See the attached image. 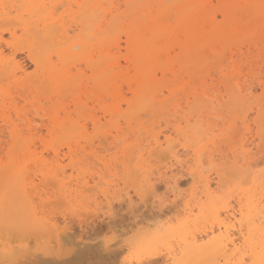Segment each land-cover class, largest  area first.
Instances as JSON below:
<instances>
[{
    "label": "rangeland",
    "instance_id": "1",
    "mask_svg": "<svg viewBox=\"0 0 264 264\" xmlns=\"http://www.w3.org/2000/svg\"><path fill=\"white\" fill-rule=\"evenodd\" d=\"M5 1V6H7V9L10 11L8 14H4L2 8H0V36H3V40H0V63L5 65V69L9 68V70L15 68L20 64L24 67V72L18 73L15 78L9 77V79H5L0 82V87L3 88L4 91H7L6 95H8L6 97V100H3L0 97V102L3 106L2 107L0 103V162L8 161L10 157V149L14 145V139L10 133V128L6 124V117L7 119H11L18 124V129L26 139V143H28V145L32 148L31 150L35 152L38 157L47 160L48 164L44 165V167L50 168L57 164L54 153V148H57L61 154L59 156L60 161H62L61 164H64L63 166H65V173H60V176L58 177L59 182L56 183L58 184V186L56 184L50 185L45 182L42 179L41 173H39V171H36L35 165L33 163L31 164L30 170H28V172L31 179H36L34 180V182L38 184V191H40L42 197L47 200L45 204L46 210L56 215L58 212L57 218L61 219L60 222L63 221L62 216L64 214L66 215V213H68L71 209H76L78 212L88 209L95 213H99V216L97 215L93 218L94 220L97 218V220L92 222V219H90L89 221L82 223L83 228L80 227L79 222H77L78 220L74 221L75 219H73V221L71 222L73 224H70L74 226L76 230L78 229L77 231L81 232V230H84L82 231V233H88L87 236H89L90 240H94V243L98 241L97 243L101 242L100 244H104L102 245V247L104 246L103 248L107 249L112 247L114 244L116 245L117 243H119L117 244V247L114 245V248L112 247L111 249L118 248V250L122 251V259H125V264H139L137 262L138 259H144L145 261H147L148 258L154 256V254L155 258L158 257L159 259L157 264H175L174 259L170 255H168V249L167 246H165V241L159 243L158 245H153L151 248L147 244L148 236L159 231V227L157 228L159 224L160 226H165L164 222H167H165L166 227L163 228L161 226L164 230L169 226L175 225L176 218L185 216L184 211L187 210V204L191 203L196 205L200 197L203 196L202 190L204 189L203 185L206 178L210 179L211 182H213V187H211V189L213 188V190L211 191L215 193V201H219V207L224 200H226V204L231 202V205L233 204L234 206H236L237 203L235 201V197H237L238 194H241V190L247 186H245V183L247 184L249 183V181L251 182L253 176L256 174L261 176L260 178H264V0H262L260 6L261 9L263 8L261 10V16L254 15V12H252L250 6H247L248 9H245L241 14L243 16L242 18L245 17L244 23H240L236 27H233V25H228V28H224L226 32L228 31L227 34H231L233 32V29H231L232 32H230L231 27L234 29H238L239 31L242 30V32L240 31L241 35H237V39H240L239 41L236 39V36L233 35V37L235 36V40L233 42L229 40L231 44L227 40L228 38H226L225 42L217 40V44L215 43L216 41L212 43V50L210 49V51H214V55L216 56L215 58L219 59H217V61H215L213 65H209L213 61L211 52L206 53V56L209 53L208 57L210 59V61L208 59L209 62L206 61V59L204 60L207 64L203 61H200L201 64L198 63V66L196 65V67L195 65H191L187 66L186 69H183L182 65L179 62H175V66L174 64L171 65L169 69L170 72H168L171 75V77H169V81L166 80L168 79V77L166 76H169V74L167 73L166 76H163L161 67H156L157 72H160V74L159 72L157 73V77H159L158 79H162V81L164 82L161 84L159 90L157 91L159 92L164 89L159 93L158 98L165 99L169 97L167 98L169 101L172 98V104H170L171 102L167 101V104L165 102L163 106L157 104V108L155 111L151 109H142L134 115H130V112H126V110L128 109L126 101L133 97L132 88L136 87V83L133 78L136 76H134V74H137L134 72L138 67L137 65L136 67L134 65L137 64L135 61V54L134 51L130 48L132 43L131 31L132 29H135V27L132 26H134L135 23L137 25V22L145 19V12L150 13V11L152 10L153 13H156V10L158 8V0H134L133 3L128 2V0H102L104 10L101 9V14L100 12H98L95 16L96 18L97 16H100L98 17L99 20L97 21L102 22V30H105V32L98 34L97 39L106 36L111 37L115 34L117 36H114L115 39H113L116 44L112 45V47L110 44H113L114 42H111L106 48H104L105 50H103L106 53L108 50L111 51V49L115 48L114 46H117L115 51L118 53H116L114 50L111 51L112 56L115 58H112L111 61L112 64L115 63V66L117 67L116 70L121 72L120 76H125L116 77V88L117 90H119L118 100L122 99L123 103L122 110L124 111V113L122 115L112 114L109 111L110 108H107L106 105L112 107L113 104L117 103V100L115 99L116 97L112 95L110 97V95H108L107 92L103 91L101 87L97 88L98 84L94 71L93 69H90L92 67L89 66L90 64H87L88 60L85 59L84 56L79 57L77 60L75 59L76 61H73L67 67L70 68V66H72L70 70H72L73 75L82 76L83 74L81 78L78 77L79 83L77 84V91H75L76 93L72 92V94L70 92H67L66 90H63L60 93H56L55 88L48 89V91H42L41 83L36 81L37 79L43 80L46 78L45 76H43V70L40 67H37V64L34 62V59L38 57L37 55H39V53H43V55H45L48 51L47 56H50L52 58V61L57 64V69H61L63 67V61L58 55L57 48L68 46L69 44H72L74 40L81 43L96 42V40H93L94 38L89 35L91 27L87 25V22L89 19L88 17L90 16L80 15L77 20H74L72 19V16H69L68 18V15L70 13H74L79 9L77 5L72 6L73 10L71 11L66 10L68 8L67 5L62 7H60L61 5L57 6V8L55 9V11L57 12L56 17L64 18V16L67 15L64 18L65 20L63 19L64 24L67 22L65 26L68 27V29L70 28V36H72L73 38L69 41H64L59 37L58 34L60 33H57L59 31L56 32V30H51L48 28L47 31H49V37H45V39L44 35H41L43 31L40 30V35L43 38L42 43V39L36 37L35 33L37 31L40 32L37 28H43V23H41L40 26L36 28L37 31L34 29L35 23L36 21H38L41 14L38 13V11L35 12L34 10L25 11V9L27 8L25 0H4V2ZM48 1H51V3L56 2V0ZM78 1L80 3L84 0ZM107 1L109 2V4L107 3ZM148 1H150V7H148L149 10L147 9V7L146 9H144L142 6V4H148ZM159 1H164L169 5H172L173 3L172 0ZM206 1L210 2L211 0ZM111 2L113 3V5L111 4ZM136 2H139V5L136 6ZM208 2H206V6ZM20 3L23 5H20ZM208 4H210L208 5V7L210 8V14L212 13L213 15L217 16L215 17V22L222 23L225 19L223 16V8L225 7L222 5L221 0H214ZM212 4L215 6L211 8ZM18 5L20 6L18 7ZM110 5H112L111 8ZM216 5H220L221 9ZM11 6H14L12 7V13ZM49 7L51 10L53 9L51 5ZM14 8L15 10H13ZM84 8H86V6H84L82 10H84ZM215 8L220 10L221 12L215 10ZM112 10L114 13H112ZM173 10L175 12V9ZM116 13L120 15L113 16ZM104 16H106V19H104ZM148 16L150 17L151 14H149ZM138 17L139 21H136ZM175 17V13H172L171 18H169L168 21H165V23H169V26L173 25V18ZM116 18L119 21H117ZM81 19L83 20V22L81 21ZM171 20L172 22H170ZM7 21H16V24L14 25L10 22L7 23ZM24 21L31 22V26L33 27H31L30 30H26L23 24ZM17 22L19 24L22 23V26L21 24L17 25ZM116 23L117 25H115ZM241 24H243V28H241ZM114 27H116V29H114ZM120 29L122 32H119ZM126 31L129 32L127 33ZM179 35L184 39V34L182 32H180ZM147 36H152V34L150 32H147ZM182 38L180 37L181 40H183ZM48 41L50 42L49 47L54 48L53 50H51L50 48L45 50L44 46L49 44ZM41 43L43 45L40 46L39 44ZM126 44L127 46H125ZM173 44L174 46H172ZM173 44H170L171 47L167 48V52L165 51V56L170 58L175 57V55L180 52V42H173ZM224 46L228 47V49H224ZM129 48L131 52L130 50H128ZM171 48L174 50V53L172 52ZM100 49L101 48H99V46H95V48L93 47V49H91L93 55H96V58H98L101 54L102 49ZM169 49L171 52L169 51ZM75 50H81V47H77ZM223 50L224 54L222 53ZM220 54L224 57L222 58ZM224 59L226 60L224 61ZM115 60L118 61L116 62ZM118 62H120V66H118ZM123 65L125 67L124 69H122ZM179 65L180 67H178ZM179 68L183 69V73L181 70H179ZM192 71L194 72V74L192 73ZM196 71L198 72V74ZM174 72L176 73V76ZM32 73L34 74L33 80L30 79L31 77H33V75H31ZM172 75L174 77H172ZM206 75L207 78L205 77V79L207 81L204 79L206 82L205 83L203 78ZM228 75L233 76V79L230 80V76L227 77ZM29 76L30 78H28ZM164 78L168 84H172V86H170L171 88L167 85V83H165L166 81L164 80ZM124 79H128V82H125ZM190 80H194V82H191ZM199 81L201 82V84L203 83L204 86L199 84ZM231 83L232 85L234 83L237 95H240L241 98H244L245 96V98L247 99L246 102H240L242 101L240 97V101L237 98L235 99V96L232 94L233 90L231 91L232 85L229 86ZM184 87L187 88L185 89ZM176 91L178 93H182H179L177 95ZM195 91L196 93H193ZM197 91H199V94L201 93V96L197 94ZM205 91H207V93H203ZM157 92L156 94H158ZM87 93H89L90 95H87ZM71 94L74 97H72ZM50 95H52V99L51 97H48ZM69 95H71L69 98L66 97ZM60 97H63V99ZM104 97H106L107 100ZM107 97H110V100ZM195 98L198 100H196ZM56 101H58V104L56 103ZM103 101L104 103H102ZM78 102L79 104H77ZM75 103L76 105H82L75 106ZM84 103V106H86V108L83 107ZM66 106H68L69 108ZM77 107H79V109ZM61 108L63 109L61 110ZM105 110L108 112H106ZM165 110H167L168 112H164ZM71 111H73V113ZM69 112L72 114H70ZM79 112L84 114H81ZM77 114L81 115L78 116ZM241 116L242 118L239 119ZM62 117H69L71 119L75 118V121H77L76 119H79V124L82 123V126L85 125L86 128L88 127V130H85V134L90 139L83 138L79 143L73 142V149L77 153H75L76 156L74 157L66 155L67 153H69L66 142L54 140L55 137L60 134V129L55 126L53 119H63ZM94 119L100 120V124L103 125L101 127V130H98V128L94 126ZM137 126L141 127H139V129L142 130V133L139 134L140 130ZM203 127V132L205 130L206 132L204 134L205 140L201 143L199 142V138L195 137L194 131H197L196 129L201 130V128ZM53 128L54 130H52ZM53 132L57 133L54 134ZM148 135L152 136L153 139H155L157 135L161 136L159 137L161 138L159 139V141L164 142L161 150H156L155 154L153 155L149 154L150 149L154 147L156 148V144L155 140H153L152 137L147 138ZM168 136H171V138L173 137L172 139L176 142L177 146L176 150H180L179 155L182 159V163L185 162L183 166L180 167V169L182 170L178 168L179 171L177 169L175 171H178V174L176 173L177 178L180 177L179 180L182 183L184 182L181 188L177 190L179 192H176V195L173 194V192L171 191L172 189L166 186V181L163 180V178L159 174H157L156 172L154 173V171L158 169L162 158L167 154H170V151L168 152L167 150L168 145L165 142V138ZM101 137L105 141H103ZM243 141L246 142L247 146L245 147L248 148L249 152L252 151L251 154L249 153V156L251 157L250 161L263 162L258 166H252L254 168V172H252L253 170L251 166L247 165L248 163L245 162L244 154H240V157H237L236 155V153H238L236 151V148L238 149V144ZM48 142L53 143V146L51 147ZM201 144H206V148L210 152L215 151L217 155L215 156L216 158H214V162L209 163L205 158V155H200L199 153L194 152H198ZM235 144H237V147H235ZM106 148L109 149L106 150ZM79 150H81L82 152H80ZM133 150L135 151V153ZM162 150H165L166 152L164 151V153H162ZM241 150L244 151V148H241ZM19 152L20 151H18V154ZM133 153L135 154L136 158L135 156H132L134 155ZM131 157L134 158L131 159ZM131 166L133 167V169H131ZM135 167L137 169H135ZM247 167H249L250 169H248ZM135 170L138 171L137 173L140 177L138 175L137 177L135 176L137 174L135 173ZM130 171L131 173H133V175L135 174L133 179L131 178V176L133 175L130 174ZM216 171L221 174V178L223 180L222 182L226 184L221 188H218V185H215L217 183V181H214V178H216L217 180ZM211 172L215 174L212 173L211 175ZM150 173H152L153 181L155 182V185L157 187L154 191H150L148 189L147 185L145 184L146 181L145 183L143 182L145 180V177L147 175H150ZM190 174H193L194 177L193 175L190 176ZM209 175L214 176L210 177ZM135 178H137V180ZM87 179H90L89 181H91L89 184H92V186L94 184L96 185L93 187L95 190L92 189L91 191H87L86 188H83L84 182L87 181ZM53 185H55V188L53 187ZM64 186L66 188H64ZM61 189H65L64 191H62L66 194V197L63 198L64 204L62 198H59L61 195ZM232 190L234 192L233 194L235 195L233 196L234 198L231 197L233 195H231ZM126 192H129L130 195L125 194ZM105 194L108 195L109 199L112 202L114 201L112 209L106 205L107 198L105 197ZM168 194L172 196L167 197ZM131 196L132 199H130ZM117 198L119 199L117 200ZM230 199L235 202H228V200ZM194 201L196 203H194ZM202 201L205 202L206 213L209 212L206 214V217L210 221L205 217L208 220V224H206L207 226H209L213 218V213H211L213 212L212 206L210 207L211 199L208 200L206 196H204L202 198ZM60 202L62 203V205L60 204ZM89 202H91V204ZM223 208L224 206L220 207L219 209L223 210ZM154 212L161 213L164 216H162V218L161 216H159V220L152 218L151 214ZM220 212L222 215V212L224 211ZM171 214H173V216H171ZM224 215L225 213H223V217ZM100 216L105 217H103L102 219L100 218ZM205 218L203 219L205 220ZM203 219L201 218V221H204ZM67 221H70V219H67ZM94 222H96V224ZM152 223H154L155 225ZM108 244L112 246H108ZM145 248H147V251L145 250ZM157 248L158 250H155ZM140 252L143 253L141 254ZM124 255L127 257L125 258Z\"/></svg>",
    "mask_w": 264,
    "mask_h": 264
},
{
    "label": "bare ground",
    "instance_id": "2",
    "mask_svg": "<svg viewBox=\"0 0 264 264\" xmlns=\"http://www.w3.org/2000/svg\"><path fill=\"white\" fill-rule=\"evenodd\" d=\"M25 1H26V5H27V8L25 9V11L34 10L35 12L38 11V13L41 14L40 18L35 23L34 29L36 30V28L38 26H40L41 23H43V28H37L39 31L42 30L43 32L41 33V31L38 32L36 30L38 33L36 32L35 33L36 35L35 34L34 35L36 37L42 39L41 40L42 43H43V38L41 35H44V39H45V37L46 38L49 37V31H47L48 28L51 30H56V32L59 31V32H57V33H60L58 35L64 41H69L70 39L73 38L72 36H70V30H69L70 28L68 29V27L65 26V24L67 22L64 24V20H65L64 18L67 15H65L64 18L63 17H56L57 12L55 11V9L59 5H61L60 7L67 5L68 8L66 10H69V11L73 10L72 6H74V5H77L79 7V9L77 10L78 12L75 11L74 13H70L68 15V18H69V16H72V19L77 20L80 17V15L81 16H85V15L90 16V17H88L90 20L88 19V22H87V25L91 27L90 31H89V35L94 38L93 40H96V42H94V43H81V42H76L74 40L73 42L71 41L72 44H69L68 46H63L61 48H57L58 55H59L60 59L63 61V67L61 69H57V64H55L52 61V58L50 56H47L48 51L45 55H43V53H39V55L36 54L38 57L36 59H34V62L37 64V67H40L43 70V76L46 77L43 80L37 79V78H36L37 80L35 79L37 82L41 83V90L42 91H48V89L55 88L56 93L57 92L60 93L63 90H66L67 92H70V93L77 91L76 88H77V84L79 83V78H81L83 76V74H82V76L81 75L80 76L73 75L72 70H70V68H72V66H70V68H67V67L73 61L75 62L79 57L84 56V58L88 60L87 64L88 65L90 64L89 66L92 67L90 69H93V71H94V74L96 76V81L98 84V86L96 85L97 88L101 87L103 91L107 92L108 95H110V97H111V95L116 97L115 99L117 100V103L113 104L112 107L109 105H106L107 108H110L109 111L112 114L122 115L124 113V111L122 110V104L123 103H122V99L118 100V98H119L118 91L119 90H117V88H116V77H118V76L123 77L124 75L120 76L121 72L116 70L117 67L115 66V63L112 64V61H111L112 58L115 59L112 56L111 51L112 50L115 51L117 46H114L115 48L111 49V51L108 50L106 53L104 52V50H105L104 48H106L111 42H114L113 39H115L114 36H116V34L114 36L110 35L111 37L106 36V37H102V38L97 39L98 34L105 32V30L104 31L102 30V26H103L102 22L97 21V20H99L98 17H100V16H97V18L95 17L96 14L98 12H100L101 9L104 10V5H103L102 0H84L80 3L78 0H56L55 3H51V1H48V0H25ZM150 1H148L149 2L148 4H142L144 9H146V7L148 9V7H150ZM172 1H173L172 5L171 4L169 5L164 1L160 2L158 0L157 1L158 2L157 3L158 8L156 10V13H153L152 10L150 11V13L145 12L144 13L145 19L139 21V17H138L136 19V21L138 20L139 22H137L138 23L137 25L135 23V25L137 27L135 25L132 26V27H135V29L134 30L132 29V31H131L132 43H131L130 48H131V50L134 51V54H135V61L137 64H134V65H135V67H136V65L138 67L136 69L137 72L136 71L134 72L137 74L133 73L134 76L136 75L133 78V80L136 83V87L132 88L133 97L126 101V103L128 105V109L126 110V112H130V115H134L139 110H142V109H151V110L155 111L157 108L156 107L157 104H159L160 106H163L165 104V102L167 104V101H169L167 99L169 97H167L165 99H159L158 98L159 93L162 92L164 89H162V91H159V92H157V91L159 90L161 84L164 82L162 81V79H158L159 77H157V73L159 71L157 72L156 67L157 68L161 67V69H162L161 71L163 73V76H166L167 73L170 72L169 69H170L171 65L174 64V66H175V62H179L182 65L183 69H186L187 66H191V65L192 66L195 65V67H196V65L198 63H200V61H203L205 63H206V61H208V59H209L208 56H209L210 52L212 54V55L211 54L210 55H211V57H213V61H212V63L210 62L211 64H209V65H213V63L215 61H217L218 58L217 59L215 58L216 56L214 55V53H215L214 51H210V49L212 47L211 46L212 43L214 41H216L215 43L217 44V42H218L217 40H221V41L225 42L226 38H228L227 39L228 41L230 40L233 42L235 40V38H234L235 36L237 39V35H241L240 31L242 32V30L239 31L238 29H234L232 27L230 28V32H232V31L233 32L231 34H227L228 31L226 32L225 29L229 27L228 25H233V27H236L238 24L244 23L245 17L242 18L243 16L241 14H242V12H244L245 9H248L247 6H250L252 12H254V15H260L261 16L262 15L261 10L263 9V8L262 9L260 8L262 0H221L222 5L225 7V8H223L224 10L222 9L223 10V16L225 19L222 23L221 22L216 23L215 17H217V16L213 15L212 13L210 14V8L208 7V5H210L208 3H210L214 0H211L210 2H208L206 0H172ZM128 2L133 3L134 0H128ZM206 2H208L207 6H206ZM5 3H6V1L4 2V0H0V8H2V11L4 14H8L10 10L7 9V6H5ZM107 3L109 4L108 1H107ZM168 3H169V1H168ZM49 4L51 5V7L54 10L50 9ZM111 4L113 5L112 2H111ZM20 5H23V4L20 3ZM20 5H18V7ZM90 5H92V6H90ZM112 5H110V8ZM137 5H139V2H136V6ZM84 6H86V8H84V10H82V8ZM116 6H117V3H116ZM214 6L215 5L212 4L211 8ZM216 6H218V5H216ZM12 7H14V6H11V13H12ZM60 7H58V8H60ZM218 7L221 9L220 5ZM173 9H175V12ZM13 10H15V8ZM148 10H146V11H148ZM215 10H218V9L215 8ZM218 11L221 12L220 10H218ZM80 12H81V14H80ZM101 12H102V10H101ZM101 12H100V14H101ZM142 12H143V10H142ZM112 13H114L113 10H112ZM172 13H175L176 17L173 18V22H172V20L170 21V22H172V24L173 23L174 24L169 26V23L167 24V23H165V21H168L169 18H171ZM140 14H142V13H140ZM149 14H151L150 17L148 16ZM117 15L119 16L120 14L116 13L113 16H117ZM172 17H174V16H172ZM104 19H106V16H104ZM258 19H260V18H258ZM12 20H14V19H12ZM116 20H117V18H116ZM81 21L83 22L82 19H81ZM117 21H119V20H117ZM9 22L11 24L13 23L14 25L16 24L15 23L16 21H7V23H9ZM20 24L22 26V23H20ZM20 24L17 22V25H20ZM23 24H24L26 30H30L31 27H33V26H31L32 23L29 21H24ZM109 24H111V23H109ZM115 25H117V23ZM242 25L243 24H241V28H243ZM116 27H114V29H116ZM231 29H233V30L231 31ZM125 30H127V29H125ZM119 32H122L121 29L119 30ZM126 32L128 33L129 31H126ZM147 32H150L152 34V36H147ZM180 32H182L184 34V39L182 38V36L179 35ZM40 33H41V35H40ZM233 35H235V36L233 37ZM127 36H130V35H127ZM179 36L183 40H181ZM0 40H3V36H0ZM90 41H92V40H90ZM116 41H118V40H116ZM230 41H229V43H230ZM44 42H46V41H44ZM173 42H180V52L178 51L179 53L177 55H175V57L170 58V57L165 56V54H166L165 51L167 50V48L171 47L170 44H173ZM42 43L39 45L40 46L43 45ZM127 43H128V41H127ZM219 43H220V41H219ZM114 44H116V43L114 42L113 44H110V45L112 46ZM44 45H45V43H44ZM133 45H134V47H133ZM49 46H50V42L48 45L44 46L45 50H47L48 48H50L51 50L54 49V48H51ZM95 46H99V48L102 49L101 54L98 58H96L95 57L96 55H93V53L91 51V49H93V47L95 48ZM125 46H127V44ZM172 46H174V44ZM77 47H81V50H78V51L75 50ZM130 48L128 50H130ZM225 48L228 49V47L224 46V49ZM37 49H39V48H37ZM120 49H122V48H120ZM174 49H175V47H174ZM131 50H130V52H131ZM169 51H170V49H169ZM87 52H88V54H87ZM172 52L174 53L173 49H172ZM207 52H209V53L206 56ZM223 52H224V50L222 51V53ZM116 53H118V52H116ZM119 54H121V53H119ZM220 56H222V55L220 54ZM223 57L224 56H222V58ZM205 59H206V61H204ZM225 60L226 59H224V61ZM209 61H210V59H209ZM113 62H114V60H113ZM119 64H120V62H118V66H120ZM209 65H208V67H209ZM4 66L5 65L0 63V82L2 80L9 79V77L15 78V76H17L18 73L24 72V67L21 66L20 64L11 70H9V68H7L8 71H7V69L4 68ZM201 66H199V67H201ZM178 67H180V65ZM124 68L125 67L123 65L122 69H124ZM183 69L179 68V70H181V71ZM130 70H132V69H130ZM38 71H40V70H38ZM182 73H183V71H182ZM192 73L194 74L193 71H192ZM213 73H215V72H213ZM159 74H160V72H159ZM168 74H169V76H166V77H168V79H166L167 81H169V77H171L170 73H168ZM197 74H198V72H197ZM199 74H201V73H199ZM31 75H33V77L30 78ZM31 75L28 78L33 80L34 74L32 73ZM175 76H176V73H175ZM188 76H189V74H188ZM229 76L230 75H228L227 77H229ZM233 76H230L229 79L230 80L233 79ZM40 77H41V75H40ZM172 77H174V76L172 75ZM205 77L207 78V75L204 76V78L202 77L203 80L205 79ZM128 79L127 80L124 79L125 82L126 81L128 82ZM190 79H194V78H190ZM164 80H165V78H164ZM180 80H182V79H180ZM205 80H204V82H205ZM167 81L165 83H167ZM175 81H176V79H175ZM190 81L194 82V80H190ZM253 81H254V79H253ZM199 84H201L200 81H199ZM167 85L169 87L172 86V84H168V83H167ZM201 85H203V83ZM231 85H232V83L229 86H231ZM181 86H182V84H181ZM233 86H234V83L232 85L231 91L233 90L232 94L235 96V99L237 98L239 100V97H240V99L242 100V101L239 100L240 102H242V103L246 102L247 99L245 98V96H244V98H241L240 95H237L235 86H234V88H233ZM164 88H166V87H164ZM156 92L158 94H156ZM198 92L199 91H197V94L201 96V93L199 94ZM130 93H131V91H130ZM179 93L177 92V95ZM193 93H196V91ZM203 93H207V91H205ZM6 94H7V91H4L3 88L0 87V97L3 100H6V97L8 96ZM240 94H241V92H240ZM52 95H50L48 97H51ZM71 95L66 96V97L69 98ZM87 95H90V94L87 93ZM175 95H176V93H175ZM61 96H62V94H61ZM202 96H204V95H202ZM72 97H74V96L72 95ZM110 97H107V98H109V100H110ZM60 98L63 99V97H60ZM104 98L106 99V97H104ZM51 99H52V97H51ZM171 99L169 101V102H171L170 104H172ZM196 100H198V99H196ZM188 102H191V101H188ZM56 103L58 104V101H56ZM102 103H104V101ZM57 104H55V105H57ZM77 104H79V102ZM245 104H247V103H245ZM81 105L82 104L76 105V103H75V106H81ZM84 105H85V103L83 104V107L86 108V106H84ZM1 106H2V103H1ZM167 106H166V108H167ZM178 106H180V105H178ZM62 107H63V105H62ZM66 107H68V106H66ZM4 108H6V107H4ZM77 108L79 109V107H77ZM62 109L63 108H61V110ZM195 109H197V108H195ZM198 110H199V108H198ZM59 111H60V109H59ZM61 112H60V114H61ZM71 112L73 113V111H71ZM106 112H108V111H106ZM164 112H168V111L165 110ZM72 113H70V114H72ZM79 113H81V112H79ZM84 113H85V111H84ZM84 113H81V114H84ZM190 113H192V112H190ZM81 114H79V115H81ZM145 114H147V113H145ZM58 118L57 119L54 118L53 121H54L55 126H57L60 129V134L58 136H56L54 140H57V141L60 140V141L66 142V144H67L66 146H68V149H69V153H67L66 155H69L70 157H74V156H76L75 155L76 152L73 149V142L79 143L81 141V139L89 138L85 134V130L88 127L86 128L85 125L82 126V123L79 124L78 123L79 119H76L77 121H75L74 120L75 118H73V119H71L69 117H66V118L62 117L63 119H61V118L58 119ZM130 118H131V116H130ZM241 118H242V116L239 119H241ZM124 119H126V118H124ZM5 120H6L7 126L10 128V133L14 139V145L10 149V155H9L10 157H9L8 161L0 162V264H125V259L124 260L122 259V254H123L122 251L118 250V248L117 249H111L115 244L113 246L108 244V246H112V247L107 248V249L103 248L104 246L102 247V245H104V244H100L101 242L97 243L98 241L96 243H94V240L93 241L90 240L89 236H87L88 233H85V232L82 233V231H84V230H81V232L77 231L78 229L76 230L74 228V226L71 225V224H73L71 222L73 221V219H75L74 221L78 220L77 222H79L80 227L83 228L82 223L87 222L90 219H92V222L97 220V218L95 220L93 218L96 217L99 213H95V212L90 211L88 209H85V211H79V212L76 209H71L68 213H66V215L64 214L62 216L63 221L60 222L61 219L57 218L58 212L56 215V214H52L50 211L46 210L45 204H46L47 200H45V198L42 197V195L40 194V191H38V184L34 182V180H36V179H31V177L29 176L28 170H30L31 164L33 163L35 165L36 171H39V173H41L42 179L45 182H47L50 185L58 183L59 182L58 177L60 176V173H65V169H64L65 166H63L64 164L63 165L61 164L62 161H60V159H59V156L61 155L60 151L57 148L53 147L54 151H55L54 153H55L57 164L50 167V168L44 167V165L48 164L47 160L42 159L41 157H38V155H36V153L31 150L32 148L28 145V143H26V139L20 133V131L18 129V124L15 123L11 119H7V117ZM93 121H94V126L97 127L98 130H101V127L103 125L100 124V120L94 119ZM28 122H30V121H28ZM83 124H85V123H83ZM153 124H155V123H153ZM189 125H190V123H189ZM129 127H130V123H129ZM139 127H138V129H139ZM52 130H54V128ZM139 130H140L139 134L142 133L141 132L142 130L141 129H139ZM196 130L197 131H194L195 137L199 138V142L202 143L205 140L204 134H205L206 130L203 132L204 127L201 128V130L200 129H196ZM53 133L56 134L57 132L56 133L53 132ZM149 135L147 136V138L152 137ZM183 135H185V134H183ZM110 136H112V135H110ZM159 137H161V136L157 135L156 138L154 137L155 139H153V137H152V139L155 140L156 148L154 147V148L150 149V153H149L150 155L155 154L156 150H161V147L164 144V142L159 141V139H161ZM172 138H171V136L170 137L168 136L165 138V142L168 145L167 150H168V152L170 151L169 152L170 154H167L165 157L162 158L161 163L159 162L160 165L159 166L157 165L158 169L156 171H154V173L156 172L157 174H159L163 178V180L166 181V183H167L166 186H168L170 189H172L171 191L173 192L174 195H176V192H179L177 190L180 189L182 184L184 183V182L182 183L179 180V178H180L179 176H178L179 178H177V174H178L177 172L179 171L178 168L180 169V167H182L185 162L182 163V159L180 158V155H179L180 150H176V148H177L176 142ZM101 139L103 140L102 137H101ZM1 140H3V139H1ZM103 141H105V140H103ZM48 143L50 144L51 147L53 146V143H51V142H48ZM77 145H79V144H77ZM90 145H92V144H90ZM238 145H239V148L238 149L236 148V151L238 152V153H236L237 157L240 154L241 155L244 154L245 155L244 156L245 162L248 163L247 165L251 166L252 170L254 169L253 167L258 166L261 163H263L262 161L261 162L260 161L259 162L250 161L251 157L249 156V153L251 154L252 151L249 152L248 148L245 147V146H247L245 141L240 142V144H238ZM190 146H192V145H190ZM206 146H207L206 144H201L198 152H196V151H194V152L199 153L200 155H205L206 156L205 158L208 160V162L212 163V162H214V158H216L215 156L217 154L215 153V151L210 152L209 150H207ZM107 147H110V146H107ZM235 147H237V144H235ZM241 148H244V151H242ZM108 149L106 148V150H108ZM2 150H3V148H2ZM81 150H79V151L82 152ZM18 151H20L21 153L19 152V154H18ZM164 151L162 153H164ZM233 151H235V150H233ZM134 153H135V151H134ZM132 156H135V154ZM181 157H182V154H181ZM133 158L134 157H131V159H133ZM135 158H136V156H135ZM240 160H239V162H240ZM259 160H261V159H259ZM131 165H132V161H131ZM184 167H185V165H184ZM247 168L250 169L249 167H247ZM131 169H133V167ZM135 169H137V168L135 167ZM176 169L178 170L177 172H175ZM180 170H182V169H180ZM137 172L138 171L135 170V173H137ZM252 172H254V170ZM212 173L213 172H211L210 174L212 175ZM130 174L133 175V173H131V171H130ZM213 174H215V173H213ZM216 174H217V180H216V178H214L215 179L214 181H217V183L215 182L216 183L215 185H218V188H221L223 185L225 186L226 184L222 182L223 180L221 178V174L218 171H216ZM134 175L131 176L132 179L134 178ZM137 175L139 176L138 173L135 176L137 177ZM191 175H193V174H190V176ZM213 176H210V177H213ZM234 176H235V174H234ZM193 177H194V175H193ZM260 177L261 176H259L258 174L254 175L251 182L249 181V183H247V184L245 183V186L246 185L247 186L241 190V194L236 193L238 195H237V197H235V201H236L238 206L237 205L234 206L233 204L231 205V202L226 204V202H225L226 200H224L223 201L224 204L222 203L223 205L222 204L220 205V207L224 206L223 210L219 209L220 208L218 206L219 201L218 200H217L218 202L215 201V193H213L211 191V190H213V188L211 189V187H213L212 186L213 182H211L210 179L206 178L204 185L202 183V185L204 186V189L202 190L203 196L200 197V199L197 201V203L194 201V203H196V205L188 203L187 208H186L187 210L184 211L185 216H183L181 218H176V224L175 225L169 226L167 229L163 230L162 227L163 228L166 227V224H165L166 221L165 222L163 221L165 226L161 225L162 226L161 227L159 224L157 226V228L159 227V231H157L156 233H154L152 235L150 234L151 237L148 236V239H147L148 243L147 244L149 245V247L152 248L153 245H158L159 243H162L163 241H165V244H166L165 246H167V249H168V251H167L168 255H170L174 259L175 264H264V178H260ZM135 179L137 180V178H135ZM80 180H81V178H80ZM89 180L87 179V181L84 182V187H83V188H86L87 191H89V190L91 191L92 189H94L93 187L96 186L95 184L93 186H92V184H89L91 182ZM145 181H146V183H145ZM143 182L147 185V187L150 191L156 190L157 187L155 185V182L153 181L152 173H150V175H147ZM64 183H66V182H64ZM56 185L58 186V184H56ZM240 186H242V185H240ZM53 187L55 188V185H53ZM229 187H230V185H229ZM64 188H66V187L64 186ZM230 189H231V187H230ZM64 190L65 189L60 190L61 195L59 198H62V201H63V198L66 197V194L64 192H62ZM123 190H125V189H123ZM84 191H85V189H84ZM233 193L234 192L232 190L231 195ZM125 194L128 195L129 192H126ZM171 196L168 194L167 197H171ZM204 196H206V198L208 200L211 199L210 207L212 206V210H213V212H211V213H213L212 214L213 218H212V221L209 224V226H207V224H208L207 221L209 219L206 217V214L209 212L206 213V205H205V202L202 201V198ZM233 196H235V195L233 194L231 197H233ZM105 197L107 198L106 199V205L112 209V205H114L113 204L114 201L112 202L109 199L107 194H105ZM118 197H119V195H118ZM118 199L119 198H117V200ZM130 199H132V196L130 197ZM194 199H195V197H194ZM229 201H233V200L230 199V200H228V202ZM235 201H233V202H235ZM61 202H60V204L62 205ZM89 203L91 204V202H89ZM100 203H102V202H100ZM63 204H64V201H63ZM58 205H59V203H58ZM73 205H74V203H73ZM170 209H172V208H170ZM112 211H111V215H112ZM220 211H224V212H222V215H221ZM223 213H225L224 217H223ZM104 214H105V212H104ZM151 216H152V218L158 219L159 216H161V218H162V216H164V215L161 213H155L154 212L151 214ZM171 216H173V214H171ZM103 217H105V216H103ZM103 217L100 216V218H102V219H103ZM111 217H113V216H111ZM201 218L202 219L205 218V220L203 219L204 221H201ZM67 219H70V221H67ZM96 222H94V223L96 224ZM154 223H156V222H154ZM154 223H152V224H154ZM154 225H153V227H154ZM142 226H144V225H142ZM150 226H151V224H150ZM89 229H91V228H89ZM117 244H119V243H117ZM117 244L115 245L116 247H117ZM145 250L147 251V248H145ZM155 250H158V248ZM139 251H140V248H139ZM151 252H152V250H151ZM134 253H135V251H134ZM158 253H159V251H158ZM158 253H156V254H158ZM127 255H128V253H127ZM133 255H135V254H133ZM143 256H144V254H143ZM126 257L127 256H125V258ZM107 260H109V261H107ZM158 260H159L158 257L155 258V254H154V256H151L150 258H148L147 261H145L144 259H138L137 262L139 264H157Z\"/></svg>",
    "mask_w": 264,
    "mask_h": 264
}]
</instances>
